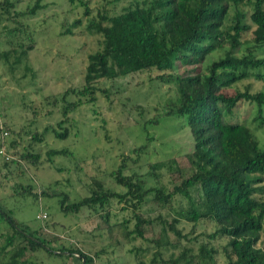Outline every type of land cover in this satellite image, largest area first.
<instances>
[{"label":"rangeland","instance_id":"rangeland-1","mask_svg":"<svg viewBox=\"0 0 264 264\" xmlns=\"http://www.w3.org/2000/svg\"><path fill=\"white\" fill-rule=\"evenodd\" d=\"M9 1L13 6L7 13L0 11V135L7 133L3 142L9 157L5 160L0 155V246L4 235L11 233V219L38 232L55 250L57 256L42 249L26 252L25 259L36 264H80L78 254L67 257L63 248L89 257V264H226L223 248L227 239L214 236L216 227L210 221H185L179 215L185 200L178 195L164 204L152 200V194L144 197L136 208L145 221L142 237L133 232L128 203L112 199L97 213L86 208L77 213L59 211V194H67L65 204H72L96 190L93 182L113 193H124L111 173L124 158L121 175L140 183L142 191L164 187L170 192L179 183L178 176L190 173L186 155L192 141L181 122L166 113L167 104L176 96L174 83H159L157 77L162 74L155 70L99 81L95 87L106 91L107 98L95 92L93 103L79 97L86 56L97 49L98 41V36L86 32V20L97 12L119 13L130 0H41L44 7L33 16L20 14L34 0ZM80 2L87 7L88 18L82 17ZM241 9L250 12L248 5ZM76 19L81 25L64 36V30ZM245 23L249 24L248 19ZM252 30L241 34L240 47L232 51L235 57L250 48ZM227 50L221 45L201 65L175 62L163 75L205 74L208 65L223 58ZM253 54L263 57L264 49ZM245 85H250L251 92L264 89L263 83L245 79L220 93L231 96L243 91ZM78 100L80 103L67 113V121L57 127L65 104ZM254 114L252 104L240 102L232 115H224L222 120L245 125L262 150L264 128H257ZM64 128L67 137L57 140L52 131ZM32 135L39 140L32 141ZM49 150L66 155L48 157ZM4 162H9L7 168ZM157 163H172L180 173L166 167L151 168ZM261 186L264 188V177ZM105 211L108 217L100 218ZM41 214L46 219L40 223L35 217ZM17 243L14 240L13 246ZM13 246L3 254L10 255ZM256 248L264 250V223Z\"/></svg>","mask_w":264,"mask_h":264},{"label":"trees","instance_id":"trees-1","mask_svg":"<svg viewBox=\"0 0 264 264\" xmlns=\"http://www.w3.org/2000/svg\"><path fill=\"white\" fill-rule=\"evenodd\" d=\"M40 1L34 0L32 6L20 15L33 16L44 7ZM79 5L83 7L82 17L88 18L85 4L80 2ZM247 5L249 13L241 9ZM12 6L9 0L0 1L2 12L7 13ZM247 19L249 24L245 23ZM80 25V19L74 20L64 30V36ZM251 28L250 48L245 54L235 57L232 51L240 47L241 34ZM85 30L89 35L98 36V41L97 49L86 56L79 97H84L88 104L96 100L95 92L105 97L106 91L95 87L101 80H114L149 70L161 73L157 77L159 83L173 82L175 85L176 96L167 104L166 113L179 120L190 134L192 149L186 155L190 173L178 176L180 181L170 192L164 187L142 191L140 183L121 175L124 158L111 171L115 174L116 183L124 188V193H113L93 182L96 190L72 204H65L67 194H59V211L77 213L86 208L97 213V209H104L112 199L128 203L134 220L133 232L142 237L141 226L145 221L136 208L144 197L152 194V200L164 204L178 195L185 200V208L179 214L185 221H210L216 227L214 236L227 239L223 248L226 264H264V250L256 248L264 223V188L261 186L264 149H259L257 140L245 125L222 120L224 115L231 116L240 102H246L255 109L253 122L257 128H264V89L251 92L250 85H245L243 91H236L231 96L220 93L240 80L252 79L264 84V56L255 57L253 54L264 49V0H130V5L119 13L97 12L86 20ZM221 45H226L228 50L223 58L208 65L205 74L185 77L163 75L173 69L175 62L183 66L201 65ZM79 103L78 100L65 104L57 127L67 121V113ZM52 134L57 140L65 139L67 130H53ZM31 140L39 139L32 135ZM46 154L48 157L66 155L60 150H49ZM27 157L37 159V156ZM171 164L157 163L151 168L159 170L166 167L179 174L180 170ZM8 165L9 162L3 163L6 168ZM107 217L106 211L100 214V218ZM9 221L11 233L4 235L0 246V264H36L25 259L26 252L41 249L57 256L38 232L11 219ZM169 229L177 234L171 226ZM14 240H18L15 246ZM11 246L10 255L3 254ZM62 250L67 257L78 254L85 264L90 263V258L79 251Z\"/></svg>","mask_w":264,"mask_h":264},{"label":"built area","instance_id":"built-area-1","mask_svg":"<svg viewBox=\"0 0 264 264\" xmlns=\"http://www.w3.org/2000/svg\"><path fill=\"white\" fill-rule=\"evenodd\" d=\"M6 136H7V133L5 131H3L0 135V155L4 156L5 160H8L9 157L6 156V154H5V151H4L5 146H4V142H3V140L5 139ZM35 218H36V220L40 221V223L46 219L44 214L38 215Z\"/></svg>","mask_w":264,"mask_h":264},{"label":"water","instance_id":"water-1","mask_svg":"<svg viewBox=\"0 0 264 264\" xmlns=\"http://www.w3.org/2000/svg\"><path fill=\"white\" fill-rule=\"evenodd\" d=\"M80 264H85V260L81 258Z\"/></svg>","mask_w":264,"mask_h":264}]
</instances>
